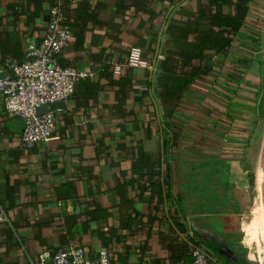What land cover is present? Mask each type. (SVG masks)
<instances>
[{
  "label": "crops",
  "instance_id": "1",
  "mask_svg": "<svg viewBox=\"0 0 264 264\" xmlns=\"http://www.w3.org/2000/svg\"><path fill=\"white\" fill-rule=\"evenodd\" d=\"M72 1L77 8H64L75 35L57 60L94 75L53 109L50 138L24 147L23 120L0 96V264H52L40 254L70 241L90 255L105 248L110 264H187L194 246L214 264H257L237 144L254 118L260 68L251 34L259 37L261 15L251 11L226 56H215L218 73L192 82L173 122L155 90L168 22L180 5L195 10L207 0ZM51 3L0 0V74L7 57L22 59L41 40ZM133 46L146 64L122 63ZM106 63L119 64L115 78L100 72Z\"/></svg>",
  "mask_w": 264,
  "mask_h": 264
},
{
  "label": "built area",
  "instance_id": "2",
  "mask_svg": "<svg viewBox=\"0 0 264 264\" xmlns=\"http://www.w3.org/2000/svg\"><path fill=\"white\" fill-rule=\"evenodd\" d=\"M71 36V29L60 6L51 5L41 40L26 45L24 58L10 56L4 61L5 73L0 74V96L6 112L22 118L21 142L26 148L50 138L56 127L53 110L38 113V107L67 100L78 80L94 75L92 69L58 62L56 56L68 45ZM126 63L136 66L147 62L141 58L139 47L133 46L130 47ZM114 71L119 73L118 63L114 64ZM5 220L7 215L0 209V221ZM40 256H49L52 264H110L105 248L90 255L74 241L57 248L53 253L45 251ZM187 264L214 263L201 247L194 246Z\"/></svg>",
  "mask_w": 264,
  "mask_h": 264
},
{
  "label": "trees",
  "instance_id": "3",
  "mask_svg": "<svg viewBox=\"0 0 264 264\" xmlns=\"http://www.w3.org/2000/svg\"><path fill=\"white\" fill-rule=\"evenodd\" d=\"M258 1L261 2L257 3ZM72 2V0H52L51 3V5L60 6L71 29V39L75 33L64 7L69 5L70 8H77ZM261 5H264V0H207L206 6L195 10H189L182 5L175 10L176 16H172L168 22L164 56L155 78V90L161 101V112L164 118L176 122L180 102L191 88L192 82L196 79L205 80L207 76L215 75L220 71L222 63L219 59H215V56H226L230 43L235 36L242 34L245 24L250 22L251 11L254 10L260 14L261 16L257 17L264 21V12L260 10ZM183 14L186 16L183 17ZM48 16L49 10L47 20ZM253 35L254 32L251 36L255 42L258 36ZM129 51L130 48L126 51L127 54L122 59V63L127 62ZM59 53L56 56L57 59ZM246 62L241 60V68H245ZM60 64L75 66L72 62ZM261 64L260 77L261 81H264L263 62ZM100 72H108L112 78L119 74L114 71V63L104 64ZM236 72L241 75L242 69ZM125 83L126 81L123 82ZM173 137L176 138L177 134L173 133ZM167 147L164 145L163 152ZM146 168L149 169V166Z\"/></svg>",
  "mask_w": 264,
  "mask_h": 264
},
{
  "label": "rangeland",
  "instance_id": "4",
  "mask_svg": "<svg viewBox=\"0 0 264 264\" xmlns=\"http://www.w3.org/2000/svg\"><path fill=\"white\" fill-rule=\"evenodd\" d=\"M264 6V5H263ZM264 10V9H263ZM264 12V11H263ZM259 37L255 42L252 57L259 64V68L264 65V21L260 22ZM254 61L255 63H257ZM264 81L258 82L255 91V104L253 112L251 130L245 144L240 145L238 151L242 152L243 159L240 163L245 164L248 169L249 196L246 201V209L243 211V219H256L254 229L257 241H252L249 245L250 254L258 263L264 264ZM239 152V153H240ZM242 159V158H241ZM257 188V189H256ZM244 235V230L242 231Z\"/></svg>",
  "mask_w": 264,
  "mask_h": 264
},
{
  "label": "water",
  "instance_id": "5",
  "mask_svg": "<svg viewBox=\"0 0 264 264\" xmlns=\"http://www.w3.org/2000/svg\"><path fill=\"white\" fill-rule=\"evenodd\" d=\"M64 100L55 101L50 104L41 105L38 107V113H43L48 110H53L63 104ZM220 251L225 254L229 259L236 260V258L230 253V251L226 250L225 248H221Z\"/></svg>",
  "mask_w": 264,
  "mask_h": 264
}]
</instances>
